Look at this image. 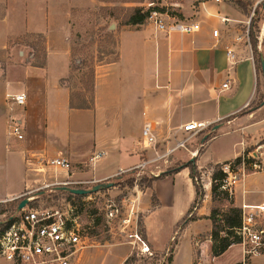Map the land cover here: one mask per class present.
Segmentation results:
<instances>
[{"label": "crops", "instance_id": "0c3cea01", "mask_svg": "<svg viewBox=\"0 0 264 264\" xmlns=\"http://www.w3.org/2000/svg\"><path fill=\"white\" fill-rule=\"evenodd\" d=\"M102 4L98 0H0V202L41 184L56 189L54 182H83L78 188L86 189L111 183L143 163H148L143 170L147 169L155 159L153 149L141 142L147 122L155 124L161 144L190 121L211 124L213 136L205 134L200 149L190 151L188 159L210 180L207 171L214 166L246 155L264 160V79L257 74L248 34L250 18L226 0L162 3L178 20L201 24V31L193 35H166L147 23L131 26L114 20L109 28L117 34L118 59L95 62L91 107H73L68 82L74 74L70 21L78 8ZM34 36L45 38L42 59L32 45L22 43ZM260 36L264 38V24ZM228 48L234 51L233 61L227 56ZM261 55L264 58V50ZM225 83L228 90L223 89ZM19 94L26 95V104L11 114L9 97ZM260 98L257 105L255 100ZM242 110L249 112L228 120ZM11 115L24 125L23 141L9 137ZM54 159L69 160L71 169L48 165ZM56 171L61 178L53 179ZM257 174L245 176L234 187L239 206L264 202V177L256 180L261 187L249 181ZM158 177L149 188L157 193V205L143 210H148L144 217L149 248L164 254L176 227L189 215L196 190L184 166L178 173ZM211 188L210 181L205 185L206 199L195 212L198 219L181 232L172 264H193L190 243L195 236L207 234L211 246ZM257 191L263 194L254 197ZM254 264H264V257Z\"/></svg>", "mask_w": 264, "mask_h": 264}, {"label": "rangeland", "instance_id": "374dc122", "mask_svg": "<svg viewBox=\"0 0 264 264\" xmlns=\"http://www.w3.org/2000/svg\"><path fill=\"white\" fill-rule=\"evenodd\" d=\"M98 1L105 4L80 7L77 9L78 14L70 21V24H72L71 37L74 47L72 55L74 74L68 82L73 89L76 101L81 98L79 97L81 95L88 101L92 100L91 69L95 62L101 61L107 63L118 59V38L117 34L109 28L110 24L114 20H117L119 24L123 25L127 19V15L131 13V9L142 8L144 4L149 2V0ZM243 1L250 3L249 10L251 13L257 10V20L254 21L255 28L253 29L254 37L250 38V43L256 58L257 74L262 77L260 59L263 57L261 53L264 49L261 47H264V38L260 36V27L264 24V0ZM257 3H261V5L258 7ZM22 43L32 45L38 58L42 59L45 43L44 37H29L23 40ZM260 86L259 83L258 92H260ZM261 101L262 99L260 98L259 100H255V103L259 105ZM213 132L210 127V129L192 137L188 142L186 150L181 149L165 158L159 159L145 170H135L133 173L128 172L123 174L120 176V179L111 182L114 186L110 189H103L100 192L86 196H76L62 189L46 188L42 184L26 190L14 200L0 202V224L6 223L17 212L20 200L34 198V202L29 205L30 207L57 208L61 212L73 209V216L79 217L78 222L81 225L82 235L87 240L86 247L78 252L73 264H172L170 261V250H174L172 255L174 258L177 252V245H179L181 239V232L185 225L181 223L176 227L170 243L171 246L164 254H156L149 248L144 217L147 215L148 210L143 209L149 205L156 206L158 202L156 191H151L149 188L153 185L155 177L161 176L169 169L183 167L188 162L193 161V159L188 161L190 158L189 152L199 150L202 137L205 134L213 136ZM184 137L185 135L178 136L181 139H184ZM173 143L171 145L159 143L155 149L150 148L151 150L153 149L151 153L153 156H151L156 158L163 155L167 149L173 147ZM231 163L233 166L237 165L236 160ZM220 167L222 166L220 165ZM217 170L218 167L214 166L207 171L211 173V180L209 179L210 175H207V173L199 174V183L202 185L204 191V200L207 195L205 185L208 182L210 183V181L212 182V175ZM255 173L258 174L251 176L249 181L255 187H261L256 180L264 177V173L254 172L252 169L251 171L246 170L245 175L241 172V179ZM52 176L53 179L61 178V175L57 171ZM10 186L14 185L10 183ZM68 187L73 188L75 186L70 185ZM86 189H92V187L89 185ZM246 190L248 191L249 189L247 188ZM208 193L210 194V191ZM261 194H263L261 191H257L254 192L253 196L258 197ZM232 197L234 199V196ZM179 203L180 199L177 196L176 204L178 205ZM208 203V205H211V209L216 208L220 211L219 215L223 213L222 211L232 206L239 207L240 205L236 201L231 203V199L228 201L223 199L222 196L217 197L216 203H213L212 200ZM112 204L119 209V216L107 222L105 215L108 211V206ZM131 234H138L141 241H135V239L130 238ZM194 238V241L190 243L193 247V264H239L242 262L240 246L234 244L223 255L214 257L211 251L213 243L209 246L207 234L203 233ZM199 240H202V242H199ZM143 244L148 246L149 252L148 250L146 252L142 251L144 248ZM0 264H6V262L0 258Z\"/></svg>", "mask_w": 264, "mask_h": 264}, {"label": "built area", "instance_id": "2783aa9c", "mask_svg": "<svg viewBox=\"0 0 264 264\" xmlns=\"http://www.w3.org/2000/svg\"><path fill=\"white\" fill-rule=\"evenodd\" d=\"M166 0H155L147 2L142 7L149 11L147 24L166 35L181 34L193 35L201 31V24L192 21H180L173 16L170 9L162 5ZM220 2L221 0H215ZM259 3H257L258 5ZM254 13L251 14V18ZM249 34V30H248ZM213 35L217 37L219 31L215 30ZM250 46V45H249ZM234 51L227 49L229 60H234ZM232 67L235 62L231 63ZM224 90L229 89V83L223 85ZM11 103V114L17 107H24L26 95L19 94L9 97ZM211 124L198 121H190L180 127L179 131L171 138L164 140V144L175 141L173 147L166 150L163 155L156 157L151 163L165 158L181 149H187L188 142L192 137L210 129ZM8 134L11 139L23 141L25 139V128L22 121L15 115H11L8 123ZM185 135L184 139L178 136ZM142 144L145 148H153L159 144L158 134L155 132V124L147 122L142 131ZM261 159V158H260ZM258 156H243L241 164L232 165L227 163L222 166V171L227 175L223 181V190L233 196L234 187L241 180V172L245 175L247 161L252 160L248 166L254 172L264 173V160ZM260 160V161H257ZM48 165L69 171L71 162L67 159H54L47 162ZM148 163H143L137 170L142 171ZM140 168V169H139ZM136 170V169H135ZM131 170V171H135ZM128 171V172H131ZM125 172V173H128ZM83 182L62 181L54 182L52 185L65 187L74 185L77 189ZM44 187L48 188L49 184ZM31 203L34 202V198ZM14 200V199H13ZM29 204V205H30ZM27 206L20 212L12 215L6 223L4 230L0 233V258L6 264H73L75 256L86 247V237H83L78 216H73V209L61 212L57 208H34ZM241 210V225L235 233L239 239L242 251L241 264H254L256 258L264 257V202L258 204L243 203L238 207ZM105 215L107 222L119 216V209L114 205H109ZM130 238L141 241L138 234H131ZM143 252L149 248L143 244Z\"/></svg>", "mask_w": 264, "mask_h": 264}, {"label": "trees", "instance_id": "16d2710c", "mask_svg": "<svg viewBox=\"0 0 264 264\" xmlns=\"http://www.w3.org/2000/svg\"><path fill=\"white\" fill-rule=\"evenodd\" d=\"M150 2H154L155 0H149ZM230 5L235 7L237 10H239L242 14L246 15L247 17H251V14L254 13V16L250 20V25H249V38H253V29L254 24L257 20V10L251 11L249 10L250 8V3H246L243 0H226ZM261 5V3L258 4V7ZM149 17V11H145L143 8H136V9H131V13L127 15V19L123 25H131V26H141L143 24L147 23V19ZM256 52V50H255ZM261 63V61H260ZM74 71V67H73ZM91 79H92V90H93V96H94V82H95V65H93L91 69ZM93 96L92 100L88 101L84 96H79L81 98L76 101L75 97L73 96L72 99V106L75 108L79 109H87L91 107V104L93 102ZM249 110H242L239 113L235 114L234 116H231L228 118V120H231L233 117H242L246 114H248ZM210 137L206 139L208 141ZM247 156V155H246ZM245 156V157H246ZM242 162V157L236 159V164H241ZM252 160L247 161V171H251V168L248 166L249 163H251ZM218 170L215 171L212 175V202L216 203L217 197H223V199L230 201L231 203H234V199L232 196L229 195L228 191L223 190V181L226 178V174L222 171V167L217 166ZM182 167H175L172 169H169L165 173H163L160 177H165L169 175H173L175 173L180 172ZM184 168H188L190 170V177L193 181V184L195 186L196 190V199L191 207L189 215L184 217L181 223L183 225L188 224L189 222L196 221L198 218L195 215V212L198 208L201 207L202 201L204 200V191L202 188V185L199 183V170L198 167L195 164V161H190L187 164L184 165ZM135 172V171H134ZM133 173V171H131ZM159 177H155L153 180H157ZM120 179L117 178V180ZM114 179L113 181H115ZM221 190V191H220ZM25 199V198H24ZM23 200V199H22ZM20 200V203L22 202ZM19 203V204H20ZM223 213L219 215L220 211L217 210L216 208H212L211 210V215L209 219L212 222L213 229L211 233V240H212V255L214 257H219L226 253L228 249L234 245L239 243V239L236 236V229H238L241 225V210L238 207L232 206L229 209L222 211ZM5 226L0 224V233L4 230ZM174 250H170V261H173V255ZM241 264V263H239Z\"/></svg>", "mask_w": 264, "mask_h": 264}, {"label": "water", "instance_id": "95a60500", "mask_svg": "<svg viewBox=\"0 0 264 264\" xmlns=\"http://www.w3.org/2000/svg\"><path fill=\"white\" fill-rule=\"evenodd\" d=\"M261 65H262V76L264 79V58L261 59ZM217 128H219V127H217ZM113 186H114L113 183H105V184L95 185L94 187H92V189H77V188H72V187H68V186L59 187L56 189H62L64 191H67V192H69L73 195H76V196H86V195H90L92 193L100 192L103 189H110ZM31 201L32 200L29 198L23 199L22 202L19 204L17 212H20L24 208H26L31 203Z\"/></svg>", "mask_w": 264, "mask_h": 264}]
</instances>
